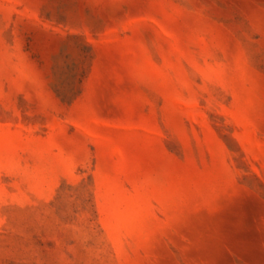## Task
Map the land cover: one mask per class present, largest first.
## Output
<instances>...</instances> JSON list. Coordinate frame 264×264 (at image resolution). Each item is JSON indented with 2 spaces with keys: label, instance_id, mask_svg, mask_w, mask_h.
I'll list each match as a JSON object with an SVG mask.
<instances>
[{
  "label": "rangeland",
  "instance_id": "374dc122",
  "mask_svg": "<svg viewBox=\"0 0 264 264\" xmlns=\"http://www.w3.org/2000/svg\"><path fill=\"white\" fill-rule=\"evenodd\" d=\"M0 264H264V0H0Z\"/></svg>",
  "mask_w": 264,
  "mask_h": 264
}]
</instances>
